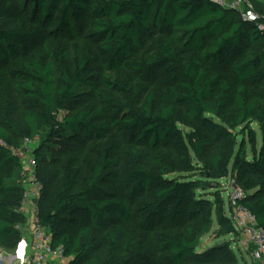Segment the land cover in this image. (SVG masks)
Listing matches in <instances>:
<instances>
[{
  "label": "trees",
  "instance_id": "trees-1",
  "mask_svg": "<svg viewBox=\"0 0 264 264\" xmlns=\"http://www.w3.org/2000/svg\"><path fill=\"white\" fill-rule=\"evenodd\" d=\"M248 1L258 22L211 0H15L25 16L0 28V172L20 171L22 143L37 138L39 220L65 264L133 256L132 226L153 232L154 264H236L223 253L229 242L198 250L210 232L237 238L219 182L227 175L264 228V3ZM43 28L70 42L31 49ZM151 79L160 94L142 87ZM15 100L22 126L12 119ZM113 133L129 142L111 158L99 143ZM79 145L95 158L74 189L81 174L71 163L81 158L69 155ZM108 167L117 169L120 197L97 194ZM58 180L64 196L45 205ZM23 193L0 178V246L21 237ZM70 215L73 234L60 228Z\"/></svg>",
  "mask_w": 264,
  "mask_h": 264
},
{
  "label": "rangeland",
  "instance_id": "rangeland-1",
  "mask_svg": "<svg viewBox=\"0 0 264 264\" xmlns=\"http://www.w3.org/2000/svg\"><path fill=\"white\" fill-rule=\"evenodd\" d=\"M0 7L5 8L6 12L0 15V28H11L15 25L16 20H19L23 18L24 12L20 11L18 5L16 4L15 0H0ZM78 24L81 26V30L84 27V25L87 22V19L83 16H79L76 18ZM50 27L51 25H47ZM46 27V28H48ZM49 40L52 44L54 45H59V46H66L70 42L67 37H65L62 34H54V33H49L47 30L44 28L41 29L39 38L32 44L30 45V48L33 50H36L39 48L44 40ZM36 48V49H35ZM13 84L14 82L11 79H7L6 83L4 85L5 91L8 93L10 98L15 99L16 98V93L13 89ZM142 87L147 91L153 89L156 90L157 94H160L161 89H162V84L158 79H151L145 82ZM82 92H86L87 89L81 88ZM16 101V100H15ZM12 119L14 122H16L17 125L22 126L23 121H22V116H23V110H22V105L16 101L12 108ZM181 129L182 131H186L187 129L183 127L182 125ZM256 127V125H254ZM258 133V143H260V131L257 129ZM129 142V138L127 136H121L116 133H113L112 135L108 136L106 139L102 140L99 143V146L104 149L106 155L108 157L114 158L116 156L120 155V150L122 147ZM38 145V140L37 138H34L33 140L29 141H24L22 143V150H25L28 154H32L33 148H35ZM57 148L59 145H54ZM20 149V150H21ZM86 150L89 151V145L86 146H77L72 150V153H70V156L78 155L80 156L81 160H77L74 163H71L73 166V171L79 170L80 176H77V182L78 184L75 185L74 189H77L84 181V178L87 177V171H86V164H89L92 162V160L95 158L92 155L89 156V158L85 159ZM87 156V155H86ZM83 159V160H82ZM60 158L57 160V164L59 163H64L65 160H62ZM70 162V161H69ZM22 166V162H21ZM81 168V169H80ZM38 171V169H36ZM22 169L20 171H11V170H5L3 172H0V178L6 179L9 183H19L22 184V179L20 178ZM176 176L175 174L170 175ZM28 179V176L26 177ZM38 186L42 187V183L37 179ZM60 181L58 180L57 183H55L53 186H50V194L51 197L47 200L45 205H48L51 203L52 199L55 198L56 196H64V193L60 191L58 183ZM220 184H221V189L223 190L222 198L224 200L228 201V193L233 187V181L230 175H227L226 177L220 179ZM35 181H32L30 179L27 180L28 185H33ZM118 183V175H117V169L114 167H108L105 169V171L102 174V177L100 181L97 184V194L100 197L104 198H112V197H120L121 192L117 187ZM32 203L36 204L37 206L39 205L38 200H32ZM226 203V202H225ZM30 205V204H29ZM26 219V217H25ZM78 226V217L76 215H70L68 219H66L64 222L60 224V228L63 232H67L70 234H73ZM134 227V232L136 235V243L134 247V255L128 257L127 253L125 251H121L118 259H117V264H154V258H155V249L153 250L154 246V240L152 239V231H142L138 227ZM22 242V237H19V239L16 240V243H14V239L9 240V244L12 245H5V246H0V256H4L7 258H14L16 255H18L20 249H21V243ZM96 242L100 244L101 246L104 243V240L102 238V235L99 234L97 236ZM227 243L229 242V247L224 249L223 251L226 256L233 257L235 259L236 264H257L255 263L252 258L249 256V254L245 251L244 247L236 241V238L230 239L229 236L227 237H216L213 232H210L208 234H205L204 236L201 237L200 244L198 247V250H204L207 248L212 247L213 245L217 243ZM99 256L103 259H106V252L104 248H102L99 251ZM68 260V259H67Z\"/></svg>",
  "mask_w": 264,
  "mask_h": 264
},
{
  "label": "built area",
  "instance_id": "built-area-1",
  "mask_svg": "<svg viewBox=\"0 0 264 264\" xmlns=\"http://www.w3.org/2000/svg\"><path fill=\"white\" fill-rule=\"evenodd\" d=\"M217 5L233 9L240 18L258 22L261 16L256 13L248 0H211ZM264 3V0H259ZM259 27L264 30V24ZM28 140H25V142ZM22 162V186L24 187V199L21 210L25 212L26 206L30 204L31 212L25 214V221L17 226L21 233V249L14 258L0 256V264H65L67 258L64 256L62 246H53V236L50 229L41 224L39 220L38 206L32 203L40 196V187L36 180V160L33 154L25 150L19 151ZM35 181L28 185L26 177ZM233 181V180H232ZM244 192L233 184L228 193V216L238 235V241L257 264H264V228L257 226L255 216L241 203Z\"/></svg>",
  "mask_w": 264,
  "mask_h": 264
},
{
  "label": "crops",
  "instance_id": "crops-1",
  "mask_svg": "<svg viewBox=\"0 0 264 264\" xmlns=\"http://www.w3.org/2000/svg\"><path fill=\"white\" fill-rule=\"evenodd\" d=\"M29 211L31 212V209H30V205L28 204V205L26 206V209H25L24 214H26V216H28V215H29Z\"/></svg>",
  "mask_w": 264,
  "mask_h": 264
}]
</instances>
